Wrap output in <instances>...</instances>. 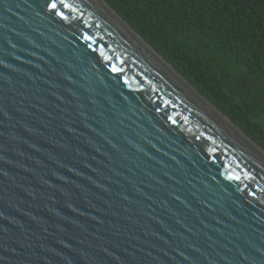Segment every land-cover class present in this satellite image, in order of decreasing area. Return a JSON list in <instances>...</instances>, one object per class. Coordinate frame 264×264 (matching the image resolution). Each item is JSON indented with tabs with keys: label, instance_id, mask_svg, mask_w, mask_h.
Here are the masks:
<instances>
[{
	"label": "water",
	"instance_id": "water-1",
	"mask_svg": "<svg viewBox=\"0 0 264 264\" xmlns=\"http://www.w3.org/2000/svg\"><path fill=\"white\" fill-rule=\"evenodd\" d=\"M0 264H264V152L104 0H0Z\"/></svg>",
	"mask_w": 264,
	"mask_h": 264
},
{
	"label": "trees",
	"instance_id": "trees-1",
	"mask_svg": "<svg viewBox=\"0 0 264 264\" xmlns=\"http://www.w3.org/2000/svg\"><path fill=\"white\" fill-rule=\"evenodd\" d=\"M264 152V0H104Z\"/></svg>",
	"mask_w": 264,
	"mask_h": 264
},
{
	"label": "bare ground",
	"instance_id": "bare-ground-1",
	"mask_svg": "<svg viewBox=\"0 0 264 264\" xmlns=\"http://www.w3.org/2000/svg\"><path fill=\"white\" fill-rule=\"evenodd\" d=\"M161 61V60H160Z\"/></svg>",
	"mask_w": 264,
	"mask_h": 264
}]
</instances>
